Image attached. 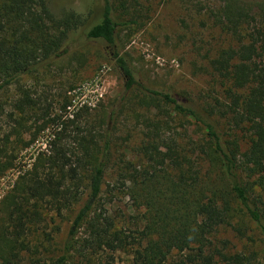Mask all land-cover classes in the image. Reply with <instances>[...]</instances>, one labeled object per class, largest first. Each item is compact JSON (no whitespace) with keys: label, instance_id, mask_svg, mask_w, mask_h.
Wrapping results in <instances>:
<instances>
[{"label":"trees","instance_id":"1","mask_svg":"<svg viewBox=\"0 0 264 264\" xmlns=\"http://www.w3.org/2000/svg\"><path fill=\"white\" fill-rule=\"evenodd\" d=\"M102 1V20L87 36L116 48L121 26L116 15L118 0ZM250 5L227 0L221 12L223 28L238 40L213 64L229 100L223 116L228 132L218 124L217 105L140 82L130 63L116 53L127 91L139 90L153 101L170 105L174 113L200 125L204 133L197 144L192 141V152H184L176 140L166 146L149 143L143 152L152 170L131 168V163L123 169L126 175H121V185L131 183L137 206H145L143 226L130 229L117 224L101 203L111 163L110 134L80 137L79 114L35 113L45 121L44 130L50 131L48 153L38 158L5 199L0 212V264H49L44 244L30 239L45 220V204L58 215L80 205L63 253L52 264H67L74 253L87 257L100 252L106 264H112L115 255L126 250L131 251V264H257L258 259L264 264V22L258 23L257 16L251 15ZM86 24L75 12L57 17L47 0H3L0 96L24 77L67 55L71 34ZM36 106L24 94L15 108L25 114L37 111ZM71 106L66 101L62 111ZM17 123L21 128L23 124ZM9 145L10 136L0 139V175L11 167L5 159L11 157ZM201 151L202 155H196ZM83 173L89 179L85 188ZM236 221L242 237L254 241L251 237L258 236L261 258L250 250L230 252L219 238L221 228L233 227ZM83 228L86 237L78 239Z\"/></svg>","mask_w":264,"mask_h":264},{"label":"rangeland","instance_id":"2","mask_svg":"<svg viewBox=\"0 0 264 264\" xmlns=\"http://www.w3.org/2000/svg\"><path fill=\"white\" fill-rule=\"evenodd\" d=\"M240 1L251 4V15L257 16L258 23L264 22V0ZM47 2L57 17L64 12H75L82 15L87 24L71 34L66 45L67 55L24 77L0 96V139L10 136L8 149L11 156L5 158L10 160V169L0 175V212L6 205L5 199L13 193L22 177L39 162L38 158L43 159L48 153L46 144L50 140V131L44 130L45 121L41 116L62 112L67 116L79 114L80 137L110 134L113 141L111 163L101 203L117 224L130 229L143 226L145 206H137L131 183L125 187L121 185L123 169L131 163V168L151 171V163L143 152L145 145L156 142L166 146L176 140L184 152H192V141L197 144L204 133L200 125L174 113L170 105L153 101L139 90L127 91L126 78L117 65L116 53L130 63L140 82L166 88L198 103L217 105L218 124L222 131L228 132L230 127L224 123L223 116L229 100L222 79L213 69L219 54L238 43L236 36L222 25L221 12L227 0H122L124 7H120L118 0L116 15L121 26L116 48L87 36L89 29L102 20V0ZM249 33L250 29L245 35ZM24 94L37 104L36 112L28 110L20 114L17 111L15 106ZM66 101L72 106L62 111ZM17 122L23 124L21 128ZM196 169L200 170L199 164ZM82 179L85 188L88 174L83 173ZM45 207V220L30 239L33 243L44 244L46 261L52 264V259L63 253L80 205L64 210L61 215L49 204ZM237 222L233 227L221 228L219 238L226 242L230 252L250 250L261 258L258 236L251 237L254 241L242 237L237 231ZM85 237L83 228L78 239ZM115 257L112 264L132 262L130 250L120 251ZM67 264H106V257L102 252L87 257L74 253ZM257 264L262 262L258 259Z\"/></svg>","mask_w":264,"mask_h":264}]
</instances>
